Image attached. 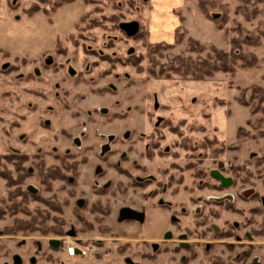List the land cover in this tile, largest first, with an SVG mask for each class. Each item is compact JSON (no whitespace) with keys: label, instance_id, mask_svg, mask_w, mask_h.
Returning <instances> with one entry per match:
<instances>
[{"label":"rangeland","instance_id":"1","mask_svg":"<svg viewBox=\"0 0 264 264\" xmlns=\"http://www.w3.org/2000/svg\"><path fill=\"white\" fill-rule=\"evenodd\" d=\"M58 1L0 0V169L13 167L8 154H27L23 165L31 175L22 189L61 207L58 212L29 202L43 224L30 233L18 229L14 220L28 216L2 211L15 187L0 173V264L12 253L24 264L31 255L35 264H264V94L261 102L262 95L249 98L251 89L264 91V0H209L208 14L220 28L199 12L197 0H74L50 15H27L31 5L51 8ZM90 19L96 26L87 27ZM133 20L139 31L128 37L119 23ZM188 36L221 51L233 47L256 63L203 80L187 78L178 59L187 58ZM130 56L139 64L115 60ZM108 134L116 139L111 157L98 153ZM212 137L216 145L202 147ZM151 139L159 145L147 157ZM71 153L86 159L76 176L66 172L73 182L53 180L46 189L36 161L58 165L56 155ZM119 160L127 175L113 169ZM214 169L232 185L220 191L207 186L215 183ZM223 194L233 195L228 211L210 199ZM157 198L167 202L174 225L164 211L148 207L157 206ZM184 203L187 217L177 210ZM199 204L211 212L204 225L192 213ZM143 207L149 208L144 221L125 216ZM52 217L63 219L75 236L43 234L55 227ZM212 222L223 230L237 224L239 241L211 235ZM165 228L170 238L161 235ZM180 233H187L188 249L179 246ZM48 239L62 240L59 254ZM75 239L91 244L94 253L68 257L64 246Z\"/></svg>","mask_w":264,"mask_h":264},{"label":"trees","instance_id":"2","mask_svg":"<svg viewBox=\"0 0 264 264\" xmlns=\"http://www.w3.org/2000/svg\"><path fill=\"white\" fill-rule=\"evenodd\" d=\"M74 0H62V1H58L55 4L52 5L51 8H39L38 6H33L31 5L26 11H27V15H31L37 11H42L44 12L46 15H50L51 12H54L58 7L62 6L63 4L69 3V2H73ZM210 2L209 0H197L196 5L197 8L199 10V12L206 17L207 19H210L214 22V24L220 28V24L218 23V21L216 20V18H214L213 16H209L207 8L209 6ZM84 17L81 18L80 22L84 21ZM180 20L183 21L182 18H180ZM90 23H88V28L91 26L94 27L96 26V23L93 19H90L89 21ZM77 27L79 25H76ZM75 26V27H76ZM177 39H175L176 42ZM57 45L59 43V40L57 39ZM156 46H160L159 44H156ZM171 47V46H170ZM202 53L205 52L204 57H192L193 53ZM187 58H179L178 62L180 63L179 66H183L184 68V72L185 74H187V78H192L193 80H203L205 78H208L210 76H212L214 73L216 72H227V73H232L236 66H240V67H250L255 65L256 63V59L255 57H251V58H247L244 55L235 53L233 50V47H231V49L229 51H221L219 49H217L215 46L213 45H208L205 46L202 43H200L198 40L188 36L187 37ZM115 60H120L119 62L122 63H130V64H139L140 59L136 58V57H127L125 59H115ZM111 61L113 62V59H111ZM138 70H141V67L139 66L137 68ZM263 94L264 91L262 88H256V89H251L250 90V95L249 98L251 100H254L256 96H260L262 95L261 98H259L258 102L263 101ZM174 129L172 130L173 132L178 131V127H173ZM178 134L181 135V132H179ZM163 138V136H162ZM207 144L203 145L204 146H208L210 148H212L214 145H216L217 141L215 139V137L212 138H207L206 139ZM158 145V142H155V146ZM222 148H213V152L216 155V153L221 152ZM6 159L8 161H10L12 163V169H8L5 170L4 169H0V173L4 175L5 180L7 181V184L9 186H14L15 189L12 191V193L10 194L9 197V205L7 207L3 208V212H5L6 210L9 211L11 214H16L19 212H25L28 216L27 219L25 220H18L15 219L14 220V224H16L15 226H18V229H22V231H25L27 233H30L32 231H35L36 225L39 223L43 222H39L38 218H42L41 214H34L32 213V211L29 209L28 210V203L33 201V200H38V201H46L45 199H43L40 196H31L30 194H28L27 192H24L22 190V188L20 187V185L22 184L24 178L28 175L27 172V167H24L23 162L25 161V159L19 155L16 154H8L7 156H5ZM68 168H71V166L69 165ZM45 170L41 169L39 170L40 175H42V182L44 184H46L47 187H50V179H56V178H64V174L62 173V171L60 170L59 167L57 166H50L47 167L46 172H44ZM225 186V185H224ZM50 205V208H52L55 211L60 210V207L56 206L53 202L48 203ZM0 216H1V212H0ZM55 218V217H54ZM52 217V219H54ZM60 220L59 218H55V222H54V226L55 227H49L48 229H46V231H42L43 233H54V234H63V222L58 221Z\"/></svg>","mask_w":264,"mask_h":264},{"label":"flooded vegetation","instance_id":"3","mask_svg":"<svg viewBox=\"0 0 264 264\" xmlns=\"http://www.w3.org/2000/svg\"><path fill=\"white\" fill-rule=\"evenodd\" d=\"M105 110H106L105 107H101L99 112L101 114H105L104 113ZM80 135H81L80 138H83L85 136L84 133H82V134L80 133ZM103 137H106V141L104 143H101L99 145V151H98V153L100 155H107V156H110L111 157L114 154L115 150H116V149H113L112 148V145H113V143H115V140H116L115 139V136L112 135V134H108L107 136H103ZM75 140H79V137H78V139H74V141ZM82 140H79L78 142L81 144V141ZM156 141L158 142L159 140H156ZM147 144L149 145V147H147L146 151H144V155H146L147 157H149V155H150V151L149 150H154V148L156 149L158 147L159 143H158L157 146H155V142H153V139H151V141L149 143H147ZM80 146L81 145H79L78 147H80ZM87 149H88V147L84 148L83 151H81V154L83 152H85ZM165 150L168 151V147ZM160 152H162V151L160 150ZM13 154H16V155H19V156L23 157L25 159V161H27L30 158L27 154H23V153H13ZM79 155H80V153H78V154L71 153V154H66V155H63V154L56 155V158L59 160V164L58 165H52V166L59 167L60 170L62 171V173L64 174V178H62V179L56 178V179H52V180L50 179L49 180L50 181V187H47L46 184H44L42 182V177H41L42 175H40V172H39L40 168L43 169V170H45L44 172H46L47 166L44 164V162L41 159L39 161H36V163H35V169L37 171V177L40 180L41 184L44 185L46 187V189H50L51 188V183H52L53 180L65 181L68 184H71L73 182V178L70 177L66 172H72L73 176H76L78 174V172H79V168H78L79 167V164L86 162V159H77V157ZM119 155L121 157V160H125L126 159V155H127V150H124V151L120 152ZM120 163H121L120 160H119V162L115 161L114 166L111 165V167L113 166L114 167L113 169H115V171H119L121 174H126L127 175L126 171H124V170L122 171V168L120 166L121 165ZM69 165L71 166V168H68ZM48 167H50V166H48ZM27 172H28V175L24 178L22 184L20 185L21 188H22V185H23L24 181L31 175L30 170L28 168H27ZM215 172L220 173V172H223V171H221L219 169L211 170L209 173L213 177V179H215V183H209L207 186L212 187V189H214V190L220 191V190L223 189V187H226V186H224L220 182V180H218V178L214 175ZM229 179L231 180V182H230L229 185H232L233 179L231 177H229ZM139 186H141V188H142L143 187V184H140ZM22 190L24 192H27L31 196H37L38 195V196H40V197H42L43 199L46 200V201L33 200V202H39V203H44L46 205H49L48 204L49 201L50 202L52 201L51 197H48V198L43 197L38 191H35V190L33 191V190H29V189H22ZM101 193L102 194L103 193H106V191H102ZM149 197L150 196L148 195V198ZM210 199H211V201L213 202L214 205L219 206V207H224V209L225 210L227 209V211L230 210L231 207H232V205H231L232 202L231 201H233V195L223 194V195H221V197L220 196H214V197L212 196V197H210ZM98 203L99 202H94L93 203V206H95V205L98 206ZM199 203H202V202L199 201ZM156 204H157V206H150L149 205L148 207H150V209L151 208H158L159 210L164 211V213H166V215H167L168 222L174 225L176 223L175 222V217L170 214V210L166 206L167 202L163 201L162 198H157L156 199ZM204 204L205 205L206 204L208 205V203H206V202ZM76 205L78 207H82L83 200L82 199H77L76 200ZM202 205L203 204L196 205V207H194L193 208V211H192V213H193V215L195 217L202 218V221L201 222L199 221V224L198 225H201V224L204 225V224H206L207 223V219H208L207 217L208 216L210 217V213H211L208 210H207V212H205V209L202 207ZM144 208L145 207H143V209ZM148 209L145 208V210H140V211L127 210L125 212V216L134 219L135 222H141V221H144L148 217L147 216V212L149 211ZM60 210H61V207H60ZM177 210H178V212H179L180 215H183V216H186L187 217V204L184 203V204L179 205L178 208H177ZM99 211H101V210L99 209ZM229 212H233V211H229ZM212 214H213V216H211V217H217L218 216V211L212 210ZM58 221L63 222V219H60ZM231 226L232 227L230 229L223 230L222 227H219V225H217L215 222H212V223L209 224V226H207V229L209 230L210 234L213 235V236H224V237L225 236H228V237H233V235H234L235 240L236 241H239L240 237L233 232V228L234 229L235 228H238V225L235 224V223H232ZM62 229H63V234H56L58 237H63L65 234L68 235V232L69 231H72V233H73V235L71 237H74L75 236L74 229H71L70 228L67 231H65V229H64L63 226H62ZM165 230H166V228L163 230V232H162L163 234H161V235L164 236L165 238H170L171 237V233L169 231H165ZM205 234H206V231L205 232L203 231V233H202L201 236L204 237ZM178 237H179V243H178L179 246L181 248L188 249L189 243L187 242V233H180ZM244 237H246L247 239H250L251 238L250 233L246 232L244 234ZM47 241H48L47 243H48L49 249H51L54 252H56V253L59 254V252H60L59 249H60V245L62 244V240H60V239H48ZM75 241H76L77 245H80V246H89V250L87 251V253L85 255H82V254H80L79 249H77L76 252H75V255L72 256V257L80 256V257H83L84 258V257H87L89 254H93L94 253V247L91 244H89V243L80 244V242H81L80 239H75ZM15 256H18V259H19V263L18 264H24V262L26 261V259H24L23 256L20 255L19 253H12L10 255L9 260H5L1 264H15V260H14ZM65 257H67V256L65 255ZM50 259L51 258L48 255L47 256V261H50ZM125 261L128 264H131V260L130 259H126ZM35 263H36L35 256H32V255L29 256V258H28V264H35ZM253 264H255V263H253Z\"/></svg>","mask_w":264,"mask_h":264},{"label":"water","instance_id":"4","mask_svg":"<svg viewBox=\"0 0 264 264\" xmlns=\"http://www.w3.org/2000/svg\"><path fill=\"white\" fill-rule=\"evenodd\" d=\"M119 28L128 36V37H132L134 35L137 34V32L139 31V23L135 20L133 21H128V22H120L119 23ZM214 175L218 178V180H220V182L225 185L228 186L231 182V180L229 178L224 177L223 175H221L220 173L215 172ZM69 236H72L73 233L72 231L68 232ZM15 260V264L19 263V259L18 256H15L14 258Z\"/></svg>","mask_w":264,"mask_h":264},{"label":"built area","instance_id":"5","mask_svg":"<svg viewBox=\"0 0 264 264\" xmlns=\"http://www.w3.org/2000/svg\"><path fill=\"white\" fill-rule=\"evenodd\" d=\"M79 249L80 254L85 255L89 250V246H80L77 245L76 241H68L64 246V252L67 256H74L76 250Z\"/></svg>","mask_w":264,"mask_h":264}]
</instances>
